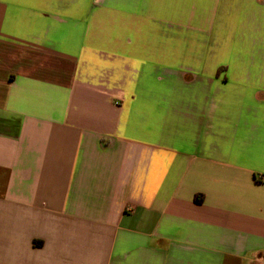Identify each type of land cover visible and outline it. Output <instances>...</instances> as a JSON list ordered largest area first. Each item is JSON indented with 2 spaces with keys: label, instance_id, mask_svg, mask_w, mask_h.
I'll return each mask as SVG.
<instances>
[{
  "label": "crops",
  "instance_id": "crops-1",
  "mask_svg": "<svg viewBox=\"0 0 264 264\" xmlns=\"http://www.w3.org/2000/svg\"><path fill=\"white\" fill-rule=\"evenodd\" d=\"M260 176L264 0H0V264H264Z\"/></svg>",
  "mask_w": 264,
  "mask_h": 264
},
{
  "label": "trees",
  "instance_id": "trees-1",
  "mask_svg": "<svg viewBox=\"0 0 264 264\" xmlns=\"http://www.w3.org/2000/svg\"><path fill=\"white\" fill-rule=\"evenodd\" d=\"M195 197V200H201V195H196Z\"/></svg>",
  "mask_w": 264,
  "mask_h": 264
},
{
  "label": "built area",
  "instance_id": "built-area-1",
  "mask_svg": "<svg viewBox=\"0 0 264 264\" xmlns=\"http://www.w3.org/2000/svg\"><path fill=\"white\" fill-rule=\"evenodd\" d=\"M260 180L261 181H264V176H260Z\"/></svg>",
  "mask_w": 264,
  "mask_h": 264
}]
</instances>
